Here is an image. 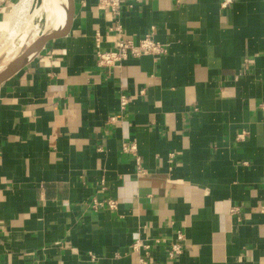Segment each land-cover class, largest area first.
<instances>
[{
    "label": "crops",
    "instance_id": "obj_1",
    "mask_svg": "<svg viewBox=\"0 0 264 264\" xmlns=\"http://www.w3.org/2000/svg\"><path fill=\"white\" fill-rule=\"evenodd\" d=\"M225 1L124 0L125 34L168 53L107 72L115 18L72 0L67 34L0 84V264H137L158 238L149 264H264V0Z\"/></svg>",
    "mask_w": 264,
    "mask_h": 264
},
{
    "label": "built area",
    "instance_id": "obj_2",
    "mask_svg": "<svg viewBox=\"0 0 264 264\" xmlns=\"http://www.w3.org/2000/svg\"><path fill=\"white\" fill-rule=\"evenodd\" d=\"M137 1V0H131ZM232 0H226L223 3V7H227ZM129 3L126 4L124 0H98V9L102 12L108 13L113 18H115V24L110 29L112 33L115 34V40L113 47L111 49H104L103 37L100 32L95 35V52H96V62L97 66L107 72H112L114 69L123 67L127 62L135 59H140L146 56H152L154 58H159L165 56L168 53V44H165L158 40L153 32L147 34L139 42H135L129 38L123 29L121 23V18L124 15L125 9L128 7ZM144 94V91L141 92ZM121 109L125 110L130 99L122 95L121 96ZM259 109L264 112V102L259 104ZM116 117H112L110 121H116ZM243 137V136H241ZM123 151L127 154H132L136 159V164L141 170V157L138 154L136 145H127L123 147ZM102 189H105V183L102 181ZM118 207V202L113 199L99 201L94 199L93 208L99 210L102 208H109L111 210H116ZM167 242L161 238L154 239L151 242L137 241L132 246L134 252L139 254L137 264H149V257L153 246ZM185 242V236L182 231H178L176 238L171 242L170 249L168 250V260L175 261L183 253V245Z\"/></svg>",
    "mask_w": 264,
    "mask_h": 264
},
{
    "label": "bare ground",
    "instance_id": "obj_3",
    "mask_svg": "<svg viewBox=\"0 0 264 264\" xmlns=\"http://www.w3.org/2000/svg\"><path fill=\"white\" fill-rule=\"evenodd\" d=\"M72 9V0L17 1L8 16V21L0 25V55L3 54L4 49H6V54H4L6 61L15 55L12 60L8 63L6 62L7 64L0 69V84L11 78L21 67L32 62L48 44V42H44L47 38L53 35L58 38L67 34L71 22ZM35 16L39 18L43 16L46 20L44 28L51 30L52 33L39 32L35 34L31 38L30 45L23 48L25 51L23 49L19 51L27 36V34L25 36L23 30L27 27L30 19ZM16 42H19V44L17 43L18 47L16 45V48H13ZM12 51L13 53L11 54Z\"/></svg>",
    "mask_w": 264,
    "mask_h": 264
},
{
    "label": "rangeland",
    "instance_id": "obj_4",
    "mask_svg": "<svg viewBox=\"0 0 264 264\" xmlns=\"http://www.w3.org/2000/svg\"><path fill=\"white\" fill-rule=\"evenodd\" d=\"M18 0H0V25L5 24L8 21V16L11 13L13 7L15 6V4L17 3ZM45 22V23H44ZM46 25V20L44 19V17H38L35 16L33 18L30 19L28 25H27V29L23 30V33L27 34L24 43L20 46L19 51L22 50L23 48H26L28 45H30L31 42V38L33 36H35V34L37 33H52L51 30H46L44 28V26ZM29 32V33H28ZM22 33V34H23ZM23 34V35H24ZM27 42V43H26ZM19 42H16L15 46H13V48H16V45L18 47ZM11 48V49H13ZM6 49L3 50V54L0 55V69L3 68V66L5 64H7L10 60H12V58L15 56H13L10 60L6 61V56L4 54H6L5 51ZM25 51V49H23ZM18 51V52H19ZM13 53V51L11 52V54ZM18 54V53H17ZM4 55V56H3ZM7 62V63H6Z\"/></svg>",
    "mask_w": 264,
    "mask_h": 264
},
{
    "label": "water",
    "instance_id": "obj_5",
    "mask_svg": "<svg viewBox=\"0 0 264 264\" xmlns=\"http://www.w3.org/2000/svg\"><path fill=\"white\" fill-rule=\"evenodd\" d=\"M57 38L56 35L50 36L49 38H47L44 42H48L49 40L55 39Z\"/></svg>",
    "mask_w": 264,
    "mask_h": 264
}]
</instances>
